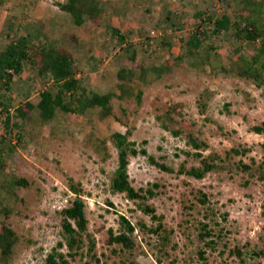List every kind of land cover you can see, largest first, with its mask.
Listing matches in <instances>:
<instances>
[{"label": "rangeland", "instance_id": "rangeland-1", "mask_svg": "<svg viewBox=\"0 0 264 264\" xmlns=\"http://www.w3.org/2000/svg\"><path fill=\"white\" fill-rule=\"evenodd\" d=\"M4 2V8L0 7V50L5 45L8 34L6 20L10 18L30 25V36L38 35L37 28L45 31L47 23L50 32L56 27L65 28L67 24L69 26L64 31L60 30V36L45 38L50 43L54 42L56 48H71L70 55L82 71L77 74L80 86L99 95L119 94L116 72L121 68L135 67L137 70L142 64L149 71L146 80L150 81L154 76L151 66H159L160 57L173 58L181 54L182 39L196 28L202 30L205 17L218 18L224 12L240 11L245 7L241 0H95L103 11L100 21L93 23L84 16L83 27L77 28L71 17L55 5V2L64 4L66 0ZM204 10L205 14L197 18L195 13ZM167 12H177L179 19L176 24H184L186 28L173 32L169 26L171 21L165 20ZM27 15L28 20H24ZM112 25L119 26L122 34L128 36L127 41L120 43L107 35L105 29L110 30L108 28ZM75 29L81 30V34H76L84 39L75 34ZM167 33L170 34L169 48H145L156 51V56L153 54L149 58L145 56L146 51L138 48L137 59L131 63L132 48L127 44H144L148 36L155 38ZM210 42L216 47L209 65L196 71L183 67L159 85L143 88L139 106L131 100H116L112 103L114 113L104 117L99 108L82 115L57 109L52 118L45 120L35 106L40 100L39 94L51 89V81L41 79L35 70L28 67L15 79L9 93L10 133L6 143L0 145L4 146L1 158L5 162V168L0 170V226L11 220L16 235L22 240L19 253L9 264H43L52 248L62 242L60 212L75 197L68 187L71 180L81 188L88 234L95 240L99 264H157L158 250L148 243L157 245L158 236L139 231L137 225L144 224L150 229L158 226V222L168 239L163 246L171 248L177 244L176 251L168 249L178 259L172 264L238 263L227 252L223 257L217 253L208 255V252L206 263L198 260L197 256L191 260L187 257V252L197 246L199 223L209 220L204 219L206 208H211L217 215L227 214L226 222L219 216L216 221L228 230L229 247L250 242L248 248L252 249L254 244L264 248V214L261 208L264 180L251 179L234 170L208 173L200 181L181 173L182 167L186 170L197 167L198 159L186 144L184 135L173 136L163 130L155 117L170 106L182 105L181 116L176 117L171 126L174 127L175 122H186L195 136L209 145L202 152L203 156L211 152L224 156L230 148H248L247 155L232 158V162L242 159L249 164L253 160L254 168L264 163V98L259 89L236 76L231 61L234 60L235 49L240 48L239 43L225 32ZM204 45L209 46V43ZM243 50L247 55L255 52V48L246 46ZM89 54H95L97 59L92 62L88 59ZM25 103L34 109L20 117L16 109H26ZM5 116L0 117V136H3ZM260 126L263 127L262 133L252 131L253 127ZM127 128H132L129 140L135 142L138 150L144 149L147 153L146 156L129 158V182L136 190L152 189L155 195L147 199L146 205L153 209V215L159 220L142 213L138 204L125 195L111 191L117 152L110 138L115 132L124 134ZM148 157L170 168L171 172L159 169ZM13 176L25 178L29 183V188L20 193L24 203L15 202L1 189V184ZM198 191L207 195L209 203L205 207L198 202L201 196ZM3 206L8 209L17 207L16 215L7 219L1 211ZM120 216L136 226L133 234L136 248L132 254L120 252L111 255L110 250L114 247L107 246L108 231L112 230L114 234L119 231ZM186 220L188 223L183 224L182 221ZM60 252L67 255L65 247ZM77 254L73 260L66 257L70 264H95L89 261V257L80 255V252ZM256 261L246 258L243 264H264V256Z\"/></svg>", "mask_w": 264, "mask_h": 264}, {"label": "trees", "instance_id": "trees-1", "mask_svg": "<svg viewBox=\"0 0 264 264\" xmlns=\"http://www.w3.org/2000/svg\"><path fill=\"white\" fill-rule=\"evenodd\" d=\"M90 1V2H88ZM245 5L240 11L224 12L218 18L210 16L203 19L204 28L202 30L194 29L193 32L182 41L181 54L173 56V58L160 57L159 66H151V71L154 72L152 79L146 80L148 69L142 64L138 69L132 67L130 69H118L116 78L119 82V94L116 95L112 92L99 95L95 91H86L80 86V80L77 79L78 72L81 71L80 65L73 60L69 52L64 49L56 48L45 37H40L36 33L30 36V25H24L22 20L17 18H10L6 20L7 36L5 45L0 50V117L5 116L3 122V136H0V145L5 144L6 137L10 133V117L9 105L11 104L10 95L11 86L14 84L16 78H19L26 67L36 71L37 76L41 79L51 81V89L44 90L39 94L40 100L35 106L40 113V116L45 120L52 118L57 109L66 112L82 115L87 111L99 108L102 116H108L114 113L112 103L116 100L119 101H133L137 106L142 103L143 88L148 86H157L164 81L168 76H171L182 69L183 67L192 69L194 71L209 65L211 56L215 53V47L210 42L212 38L219 37L225 32L233 41L239 43L240 48L235 49L234 60L231 61L235 66V73L238 79L252 84L255 88L260 90V95L264 98V0H241ZM4 0H0V7L4 8ZM6 5V4H5ZM57 8L64 14L71 17L72 22L76 26H81L84 23L83 17L87 16L88 20L93 23H98L101 19L103 11L99 8V3L95 0H66L64 4L55 2ZM204 12H196V17L201 18ZM24 20H28L24 16ZM179 15L177 12L169 13L165 20L171 21L170 27L173 32L183 31L186 27L184 24H176ZM21 22V23H20ZM17 23V24H16ZM211 26L209 29L208 27ZM26 27V30L22 28ZM154 28L156 26H153ZM40 28L35 29L39 30ZM110 30L105 31L122 43L127 41L128 36L122 34L119 26L112 25ZM28 32L25 35V32ZM34 31V29L32 30ZM34 31V32H35ZM33 32V33H34ZM161 33V32H160ZM170 34H162L160 37L148 36L144 44L130 43L126 46L132 48L130 56L131 63H135L138 56V48L143 49L146 57L156 56V51L145 50L150 46L155 48L170 46ZM152 42H154L152 44ZM208 42L209 46L204 44ZM151 43V44H150ZM255 48L252 55H247L243 47ZM97 59L95 54L88 56V59L94 62ZM198 65L200 67H198ZM201 71V70H199ZM82 72V71H81ZM198 72V71H197ZM6 100V101H5ZM26 104V109L17 108L16 111L20 117H25L28 110L34 109L29 103ZM181 106L174 105L167 108L164 112H158L155 116L159 121L163 130L169 131L173 136L184 135L186 137V144L194 151V156L197 157L199 165L193 166L189 169L182 167L181 173L186 174L188 177L200 181L205 178L208 173L216 172L218 170H234L243 175H247L251 179L257 178L259 181L264 180V163L257 168H254V161L249 164L242 161V159L232 162V158L243 157L250 151L248 148H230L224 156H220L216 152H211L207 156H203L202 152L209 148V145L199 139L193 133L190 126L184 122L179 121L171 126L176 117L181 116ZM132 128H127L124 134L115 132L112 134L110 141L117 152V167L111 179V191L117 194H123L125 197L138 204L140 211L144 214H151L153 220H159L153 215L154 211L146 205L147 199L153 197L155 193L150 188L134 189L128 179L127 167L129 165V158L138 155L146 156L144 149H137L135 142L129 140ZM252 131L256 134L263 132V127H253ZM0 146V170L5 168V162L1 158L2 149ZM24 148V146L22 147ZM148 160L166 172H171V169L158 164L152 157ZM69 189L74 194L70 205L61 210V235L62 242H58L51 252L46 256L43 264H70L69 258L72 260L77 253L89 257V261H94L99 264V258L96 253V243L91 234H88V220L85 211V202L81 195V188L72 180L69 184ZM29 183L25 178L12 177L10 180L1 184V189L7 194L8 197H13L15 202L24 203V199L20 197L21 190L28 189ZM200 198L198 202L205 207L209 201L207 195L198 191ZM15 206L11 208L1 207V211L5 213L6 218L16 215ZM262 213L264 214V200L261 203ZM1 212V213H2ZM20 214L17 213V216ZM227 221V214L217 215L211 208H206L204 212V219H209L206 222L199 223V230L197 232V246L188 251L187 257L191 260L197 256L198 260L206 263L207 254L212 255L217 253L219 257H223L226 252L230 257L238 260V263H245L248 258L257 262L261 256H264V248L254 244V247L248 248L250 242H246L243 246L233 245L229 247L228 241L229 232L224 226L220 225V221H216V217ZM8 223H3L0 226V259L2 264H9L17 256L20 249L21 238H19L15 229L12 227V221L8 219ZM187 224L186 221H182ZM220 222V223H219ZM139 231H147L154 236H158L157 245L148 243L150 247H156L158 256L156 255V263L172 264L178 261L177 257L168 251L173 249L176 251L177 244L167 248L163 246L167 241L164 233L165 229L160 222L155 228L153 226L147 229L144 224H138ZM119 231L113 233L112 230L108 231V247H114L118 250H110L111 255H116L120 252L133 253L136 248V242L133 234L135 231L134 225L129 223L124 216L119 217ZM87 242L85 253H83V245ZM63 247L67 250V255L60 252ZM186 253V254H187ZM69 257V258H66ZM186 261V258H183ZM224 261L221 262V264Z\"/></svg>", "mask_w": 264, "mask_h": 264}, {"label": "crops", "instance_id": "crops-1", "mask_svg": "<svg viewBox=\"0 0 264 264\" xmlns=\"http://www.w3.org/2000/svg\"><path fill=\"white\" fill-rule=\"evenodd\" d=\"M29 1H31V0H29ZM32 12H35V10L33 11L32 10ZM49 15H50V13H49ZM37 17H39L38 15H36ZM27 17V16H26ZM28 17H29V15H28ZM52 17H54V15L52 16ZM51 19V18H50ZM39 21V20H38ZM40 23L42 24L43 22H42V20H40ZM47 22H45V24H46ZM65 23H72V22H68V21H66ZM46 25H48V23L46 24ZM45 25V28H46V30L45 31H41V30H37V33H38V35H40V37H49V35H52L53 37L55 36H60V30L62 29V31H64L69 25H67V24H65L66 25V27L65 26H62V27H65V28H61V29H59L58 27H56V30L55 31H53V30H51V32H50V28H49V26L47 27ZM72 25V24H71ZM70 25V26H71ZM83 25H84V23L81 25V26H76L77 28H80V27H83ZM75 34L76 33H79V34H81L80 32H81V30L79 29L78 31H77V29H75ZM84 34H85V37H86V33L84 32ZM77 35V34H76ZM77 36H79V37H81L82 39H84V37H82V36H80V35H77ZM58 38V37H57ZM58 40V39H57ZM66 40V39H65ZM78 42H80V40H78ZM54 43V42H53ZM90 45H88V46H86V47H89ZM65 51H67V52H69V53H71V48H67V50L66 49H64Z\"/></svg>", "mask_w": 264, "mask_h": 264}]
</instances>
